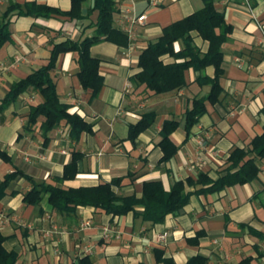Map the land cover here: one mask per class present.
Returning <instances> with one entry per match:
<instances>
[{
    "label": "crops",
    "instance_id": "obj_1",
    "mask_svg": "<svg viewBox=\"0 0 264 264\" xmlns=\"http://www.w3.org/2000/svg\"><path fill=\"white\" fill-rule=\"evenodd\" d=\"M10 1L71 8V0H0V16ZM92 2H84V16ZM115 2L114 26L127 36L130 16L146 14V19L133 26L132 49L129 37L127 44L103 39L92 46L104 77L98 96L82 87L76 52L61 53L52 72L60 100L70 113L91 123L92 132H83L74 140L70 126L62 121L44 134L43 116L28 126L31 105L43 100L34 89L0 112V150L8 156L0 155V184L9 173H23L0 190V231L6 237L5 248L18 253V264H79L85 257L92 264H186L197 255L206 257V264H264V159L257 161L258 176L249 182L203 192L187 187L194 191L188 203L161 223L144 220L142 206L123 215L92 206L62 213L53 208L48 194L36 204L23 201L34 182L81 187L121 179L113 185L117 195L141 197L143 183L149 180L162 181L166 190L177 180L196 178L199 171L217 180L227 174L231 152L250 147L264 132V0H213L216 10L232 25L222 45L223 91L216 103H206L207 111L189 135L186 111L195 98L211 90L210 84H200L197 79L213 77L214 66L202 71L187 69L185 86L160 94L150 92L134 77L141 70V52L158 40L165 27L202 9L204 0ZM96 17L97 13L83 19L13 15L10 39L0 49V101L14 83L47 62L54 43L82 41L94 35ZM193 37L206 52L209 42L198 32H193ZM182 46L175 42L177 51ZM164 59L174 61L168 55ZM147 111H154L156 119L133 142L128 138L129 127ZM170 119L179 122L171 134L177 151L161 162V129ZM198 139H203L204 145H199ZM73 152L81 154L78 173L60 183L56 178L63 176ZM88 220L89 227L85 225ZM106 229L112 231L109 237ZM162 233H166L165 242L156 240Z\"/></svg>",
    "mask_w": 264,
    "mask_h": 264
},
{
    "label": "trees",
    "instance_id": "obj_2",
    "mask_svg": "<svg viewBox=\"0 0 264 264\" xmlns=\"http://www.w3.org/2000/svg\"><path fill=\"white\" fill-rule=\"evenodd\" d=\"M84 2L86 0H71V8L62 10L35 1L25 4L10 1L0 16V49L10 39V24L13 15L36 18L62 15L72 19H83L97 13L96 29L94 35L86 37L82 41L66 39L54 43L47 62L11 86L9 92L0 101V112L17 101L24 92L34 89L40 92L43 100L37 105H31L27 118L28 126L36 124L43 116L41 129L44 134L62 121L70 126V135L74 140H78L83 132H92V124L79 114L70 113L69 106L60 100L52 72L56 68L61 53L76 52L80 83L84 89H92V96L96 97L104 86V77L100 74L101 60L91 53L92 46L103 39L127 44L128 36L114 26L115 0H93L85 16L82 14ZM193 32H198L203 39L209 42L206 52H202L195 44ZM231 32L232 25L226 21L223 13L216 10L213 0H204L202 9L165 27L158 40L150 43L139 56L141 70L134 79L155 94L185 86V71L187 69L202 71L208 66H214L213 77L202 75L197 79L200 84H210L211 90L208 95L195 98L192 107L186 111L185 129L188 135L191 128L207 111L206 103H216L223 91L220 83L224 73L222 45L227 41ZM177 41L182 42L183 45L178 51L175 49ZM166 55L173 57L174 61L166 62L164 59ZM155 119L154 111L145 112L136 124L130 125L128 138L135 142L138 134L149 127ZM178 126L179 122L174 119L166 120L163 123L162 140L159 143L164 153L161 162L167 161L177 151V146L171 140V134ZM0 155L8 159L4 151L0 150ZM80 155L78 152H73L72 160L65 165L63 176L56 178V181L63 183L65 180L75 178L78 173L77 159ZM228 159L230 165L227 174L217 180H212L207 173L199 171L196 178L189 176L186 179L175 181L170 190H166L160 180H149L143 183L141 197L117 195L113 185L120 184L121 179H113L111 182L81 187L34 182L33 188L25 193L23 201L36 204L42 200L45 194H48L49 202L53 208L62 213H71L79 206H92L102 209L106 213L123 215L142 206L144 220L153 224L161 223L169 214L177 213L188 203L194 191L187 190V187H195V192H203L237 183H246L256 178L259 173L257 161L264 159V132L252 140L250 147L235 148ZM22 174L21 171L7 174L0 184V190L3 191L10 180ZM5 239L6 237L0 231V264H18V253L5 248L3 244ZM206 262V257L197 255L190 258L186 264H206ZM79 264L92 263L89 258L85 257L80 260Z\"/></svg>",
    "mask_w": 264,
    "mask_h": 264
},
{
    "label": "built area",
    "instance_id": "obj_3",
    "mask_svg": "<svg viewBox=\"0 0 264 264\" xmlns=\"http://www.w3.org/2000/svg\"><path fill=\"white\" fill-rule=\"evenodd\" d=\"M145 19H146V14H141L138 16L133 15V16L129 17L130 26L126 28V32H127L128 37L130 39V42H131L129 45L130 49L133 48L132 40L134 39V35H135L134 30H133L134 24L135 23L143 24ZM17 60H19V58ZM198 143H199V145H204L205 141L203 139H198ZM85 225L89 227L91 225V221H89V220L86 221ZM111 233H112V231L110 229H106V236L107 237H109ZM156 240L159 242H165L166 241V233L159 234L157 236Z\"/></svg>",
    "mask_w": 264,
    "mask_h": 264
}]
</instances>
